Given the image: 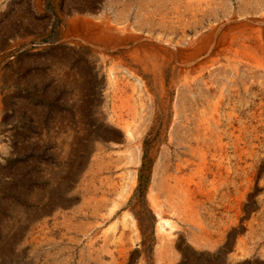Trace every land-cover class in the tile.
<instances>
[{"label":"rangeland","instance_id":"374dc122","mask_svg":"<svg viewBox=\"0 0 264 264\" xmlns=\"http://www.w3.org/2000/svg\"><path fill=\"white\" fill-rule=\"evenodd\" d=\"M139 3L0 0V264H264V0H156L151 19ZM77 17L120 47L72 30ZM211 34L195 71L204 55L147 57L166 64L157 83L118 62ZM238 142L261 165L240 216ZM153 184L172 232L152 222Z\"/></svg>","mask_w":264,"mask_h":264},{"label":"bare ground","instance_id":"6f19581e","mask_svg":"<svg viewBox=\"0 0 264 264\" xmlns=\"http://www.w3.org/2000/svg\"><path fill=\"white\" fill-rule=\"evenodd\" d=\"M197 1V0H196ZM150 2V1H149ZM131 3V2H130ZM112 4V3H111ZM200 6V5H199ZM178 7V6H177ZM121 8V7H120ZM194 8V7H193ZM122 9V8H121ZM119 11V10H118ZM127 12V11H126ZM156 12V11H155ZM117 13V12H116ZM120 13V12H119ZM118 13V14H119ZM124 13V12H123ZM162 14V13H161ZM219 14V13H218ZM78 15V14H77ZM125 15V14H124ZM197 15V14H196ZM227 15V14H225ZM146 16V15H145ZM194 17V16H193ZM83 18V17H82ZM82 18H76L73 21H71V25H72V30L77 28H80L85 35L87 36V38L89 37L90 39H93L94 42H103L107 45V43L114 47V49H118L120 47V39H118V37H115L113 34H104V30L101 26L95 24V22H92V20L90 21L89 19H82ZM129 18V17H128ZM221 18V17H220ZM219 18V19H220ZM122 21V20H121ZM104 22V21H103ZM99 24V23H98ZM69 25V23H68ZM242 25V24H241ZM104 26V25H103ZM110 26V25H109ZM116 26V25H115ZM117 27V26H116ZM76 28V29H77ZM124 29V28H123ZM79 30V29H78ZM80 30V31H81ZM197 30V29H196ZM117 31V30H116ZM123 31V30H122ZM120 30V32H122ZM217 31V30H216ZM82 32V33H83ZM110 32V31H109ZM219 32V31H218ZM77 33V31H76ZM116 33V32H115ZM127 33V32H126ZM259 34V33H258ZM84 35V34H83ZM136 35V34H135ZM132 36V35H131ZM139 36V35H137ZM215 34H211L210 36H207L205 38H201L199 40V43L196 45L195 49H178L177 45L174 44H169L168 46H166L165 44H161V45H149L148 47L144 48L143 50H141L142 52L139 53V55H137V57H131L132 54L129 56L126 55H120V57H118V62L120 63V65H122L127 71L130 72V74L132 73L133 75H136L137 77H139L141 79L142 82L145 83V85H149L151 83V80H155V82L157 83V79L156 78V73L157 71H160V69L164 66L166 67L165 62H156L153 61V68L149 65L148 61L146 60L147 57L149 58H156V59H165L167 55L170 56V61H173L176 59L177 56L182 55L184 60H186L187 58L188 60V64H192V62L196 59L201 58V56L204 55V57L206 59L201 60V61H197L195 64H192V70L195 71L196 70V66H200L202 64H206V62L208 61V59L210 58L209 56L212 55L211 51L213 50V42L215 39ZM125 38V37H124ZM127 38V37H126ZM134 39V38H133ZM146 39V38H145ZM199 39V38H198ZM261 39V38H260ZM126 40V39H124ZM124 40H122V43L124 42ZM138 40V39H137ZM227 40V39H226ZM139 41V40H138ZM224 41V40H223ZM194 42V41H193ZM228 43V42H227ZM220 45V44H219ZM215 47V46H214ZM127 48V47H126ZM172 48V49H171ZM228 48V47H227ZM106 49V48H105ZM224 50V49H223ZM248 50V49H246ZM121 52V51H120ZM128 52V51H127ZM217 52V51H216ZM253 53V52H252ZM103 53H101L102 55ZM105 54V53H104ZM243 54V53H241ZM246 54V53H244ZM166 55V56H165ZM134 56V55H133ZM249 56V55H248ZM260 57V56H259ZM172 59V60H171ZM65 68V67H64ZM163 69V68H162ZM101 72V71H100ZM106 74V73H105ZM112 74V73H111ZM160 74V72H159ZM162 74V72H161ZM64 75V74H63ZM101 75V74H99ZM116 75V74H115ZM129 75V74H128ZM62 77V76H61ZM113 77V76H112ZM117 77V76H116ZM162 77V76H161ZM115 78V77H114ZM134 78V77H132ZM112 80V79H111ZM163 84V83H162ZM161 84V85H162ZM113 85V84H112ZM144 85V84H143ZM144 85V86H145ZM109 87V86H108ZM112 87V86H111ZM157 87V86H156ZM111 89V88H110ZM124 89V88H123ZM107 90V89H106ZM108 91V90H107ZM114 91V90H113ZM120 93V91H118ZM117 93V92H116ZM166 93V92H165ZM110 95V94H109ZM119 97V96H118ZM165 97V96H164ZM167 98V97H166ZM110 100H112L110 98ZM221 103V102H220ZM117 110V108H116ZM115 111V110H114ZM107 112V111H106ZM220 112V111H219ZM118 113V112H116ZM108 114V113H107ZM239 117V116H238ZM114 119V118H113ZM119 120V119H118ZM126 120V118H125ZM215 120V119H214ZM116 122V121H115ZM59 123V121H58ZM113 123V122H112ZM118 124V123H117ZM116 124V125H117ZM233 124V123H232ZM259 124V123H258ZM112 125V124H111ZM115 125V126H116ZM253 126V125H251ZM124 130V132L128 135H131V127L129 124H123V126H121ZM227 127V126H226ZM257 127V126H256ZM252 128V127H251ZM120 129V128H117ZM219 129V128H218ZM200 131V130H199ZM121 132V131H120ZM261 132V131H260ZM59 133V132H58ZM201 134V133H200ZM232 134V133H231ZM237 135V134H236ZM230 136V135H229ZM239 136V135H238ZM207 137V135H206ZM248 137V136H247ZM255 137V136H254ZM69 138V137H68ZM73 138V137H72ZM125 138V137H124ZM240 138V137H239ZM110 139V138H109ZM220 139V138H219ZM253 140V139H251ZM250 140V141H251ZM62 141V140H61ZM60 141V142H61ZM107 142V141H106ZM225 142V141H224ZM237 142V141H236ZM241 142V141H240ZM234 143L232 145H234V149H235V154L237 156V159L239 160V162L237 163V166L239 167L238 170L240 171V178H242L243 183L240 181V188L244 190L241 191L240 197L237 200V203L235 205V208L238 210L239 212V216L241 215V211L243 210V208L246 207V204L251 200L252 197V187L254 186L255 180L258 177L260 170H261V165H259V160L257 159V155L255 154L254 149L250 150L249 156L248 158L245 157L246 154L242 148V143ZM261 143V142H260ZM231 144V143H230ZM251 144V143H250ZM254 144V143H253ZM69 145V144H68ZM144 145V144H143ZM65 146V145H64ZM67 146V144H66ZM222 146V145H221ZM254 146V145H253ZM252 146V147H253ZM257 146V145H256ZM248 149V148H247ZM204 151V150H203ZM205 152V151H204ZM196 153V152H195ZM259 154V153H258ZM232 155V154H231ZM208 156V155H207ZM223 156V155H222ZM233 156V155H232ZM235 156V157H236ZM221 157V156H220ZM188 159V158H187ZM216 160V158H215ZM224 161V160H223ZM251 161V162H249ZM209 162V161H208ZM218 162V161H217ZM263 162V161H262ZM232 164H234L232 162ZM179 166V165H178ZM234 166V165H233ZM101 167V166H100ZM224 167V166H223ZM236 169V168H235ZM187 172V171H186ZM236 172V171H235ZM264 172V171H263ZM189 175V174H188ZM195 176V175H194ZM237 176V175H236ZM210 177V176H209ZM215 177V176H214ZM182 178V177H181ZM172 179V178H171ZM180 179V178H179ZM184 179V178H183ZM177 180V179H176ZM201 180V179H200ZM227 180V179H226ZM258 180V179H257ZM181 181V180H180ZM195 181V180H194ZM234 181V180H233ZM188 182V181H187ZM194 183V182H193ZM236 183V182H235ZM232 184V183H231ZM246 186V188L244 187V185ZM171 185V184H170ZM198 185V183H197ZM93 186V184H92ZM174 186V185H173ZM185 186V185H184ZM106 187V186H105ZM161 187V186H160ZM197 187V186H196ZM234 188L235 185L233 186ZM96 188V187H95ZM99 188V187H98ZM188 189V188H187ZM199 189V188H198ZM239 188H237L238 190ZM98 190V189H97ZM97 190L95 192H97ZM194 190V189H192ZM236 190V189H235ZM165 191V190H164ZM200 191V190H199ZM104 192V191H103ZM191 192V191H190ZM201 192V191H200ZM200 192L198 194H200ZM239 192V191H238ZM237 193V192H236ZM202 194V193H201ZM225 194V193H224ZM228 194V193H227ZM104 195V194H103ZM193 195V194H192ZM174 196V195H173ZM222 196V195H221ZM225 196V195H223ZM228 196V195H227ZM105 197V196H103ZM102 197V199H103ZM166 197V196H165ZM148 202L151 205L150 207H152V215H151V219L152 222H155L156 225L161 228L162 230H167L169 232H172L173 228H174V224L169 220L166 219L165 217V210L163 207V204L161 202L162 198L160 196V189L157 187V185L153 184L148 192ZM171 198V197H170ZM190 198V197H188ZM196 198V197H195ZM228 198V197H227ZM108 199V198H107ZM184 199V198H183ZM231 199V197H230ZM171 200L173 201L174 199L171 198ZM191 200V199H190ZM195 200V199H194ZM182 201V200H181ZM186 201V198H185ZM147 202V201H146ZM200 202V201H199ZM164 203V202H163ZM191 204V203H190ZM193 204V203H192ZM226 204V203H225ZM228 204V203H227ZM255 204V203H254ZM258 204V203H257ZM195 205V204H194ZM223 207V206H222ZM234 207V206H233ZM224 208V207H223ZM190 205L189 203L187 204V202L185 203V215H186V221L188 223H192L194 228L197 229H202L201 225L199 223L196 222L195 220V216L193 214V211H191ZM228 210V209H227ZM231 210V209H230ZM255 210V209H254ZM257 210V209H256ZM128 212V211H127ZM64 213V212H63ZM263 213V212H262ZM142 214V213H141ZM168 214V213H167ZM173 214V213H172ZM130 215V214H129ZM128 214H126V216H129ZM258 215V214H257ZM214 216V215H213ZM229 216V215H228ZM130 217V216H129ZM200 217V216H199ZM103 218V217H102ZM123 218V217H122ZM229 218V217H228ZM236 218V217H235ZM241 218V217H239ZM139 219V218H138ZM146 219V218H145ZM150 219V218H149ZM214 219V218H213ZM250 220V219H249ZM123 221V220H122ZM219 221V220H218ZM251 221V220H250ZM184 222V221H183ZM239 222V220H238ZM255 222V221H253ZM137 223V222H136ZM203 223V222H202ZM206 223V222H205ZM67 224V223H66ZM125 224V222H124ZM64 225V224H63ZM139 225V224H138ZM204 225V224H203ZM220 225V224H219ZM251 225V223L249 224ZM112 226V225H111ZM127 226V225H126ZM205 226V225H204ZM224 226V225H223ZM136 227V226H135ZM180 227V226H179ZM183 229V228H182ZM190 229V228H189ZM239 229V228H238ZM252 229V228H251ZM110 230V229H109ZM176 230V229H174ZM141 232V231H140ZM165 232V231H164ZM203 232V231H202ZM211 233V232H210ZM221 233V232H220ZM224 233V232H223ZM234 233V232H233ZM181 235V234H180ZM196 235V234H195ZM227 235V234H226ZM202 237V236H201ZM212 237V236H211ZM218 237V236H217ZM216 237V240H218ZM235 237V236H234ZM147 238V237H146ZM166 238V237H165ZM169 238V237H168ZM184 238V237H183ZM204 238V237H203ZM219 238V237H218ZM244 238V237H243ZM247 238V237H246ZM253 238V236H252ZM251 238V239H252ZM178 239V238H176ZM221 239V238H219ZM208 241V240H207ZM215 241V239H214ZM226 241V240H223ZM241 241V240H240ZM167 242V241H166ZM169 242V241H168ZM221 242V241H220ZM234 242V241H233ZM179 243V242H178ZM222 243V242H221ZM241 243V242H240ZM239 243V244H240ZM123 244V243H122ZM118 245V244H117ZM176 245V244H175ZM179 245V244H178ZM192 246H194L193 244H191ZM224 246V244H222ZM121 246V245H120ZM159 246V245H158ZM167 246V245H166ZM165 246V247H166ZM191 246V247H192ZM215 246V244L213 245ZM243 246V245H242ZM237 247V246H236ZM241 247V246H240ZM106 248V247H105ZM118 248V247H117ZM122 248V247H121ZM243 248H247V247H243ZM239 249V253H236L235 256H244L245 254V250ZM107 249V248H106ZM123 249V248H122ZM180 249V248H179ZM216 249V248H215ZM115 250V249H114ZM119 250V248H118ZM167 250V249H166ZM192 250V249H191ZM214 250V249H213ZM112 251V250H111ZM164 251V250H163ZM169 251V250H168ZM233 251V250H232ZM247 251V250H246ZM177 252V251H176ZM224 252V251H223ZM109 253V250H108ZM117 253V252H116ZM181 253V252H180ZM195 253V252H194ZM218 253V252H217ZM216 253V254H217ZM111 254V253H110ZM129 254V253H128ZM164 254V253H163ZM166 254V253H165ZM172 254V253H171ZM124 255V254H123ZM121 255V256H123ZM127 255V254H126ZM173 255V254H172ZM196 256V255H195ZM221 256V255H220ZM224 256V255H223ZM169 257V256H168ZM176 256H174L175 258ZM234 257V255L232 256ZM173 258V259H174ZM223 258V257H222ZM221 258V259H222ZM94 259V258H93ZM130 260V259H129ZM172 260V259H171ZM197 260V259H196ZM195 260V261H196ZM220 260V259H219ZM224 260V259H223ZM111 261V260H110ZM222 261V260H221ZM98 262V261H97ZM120 262V261H119ZM219 262V261H218ZM237 262V261H236ZM247 262V260H246ZM99 263V262H98ZM106 263V262H105ZM116 262L113 261L112 264H115ZM238 263V262H237ZM120 264V263H119ZM159 264V262H158ZM196 264V263H195Z\"/></svg>","mask_w":264,"mask_h":264},{"label":"crops","instance_id":"0c3cea01","mask_svg":"<svg viewBox=\"0 0 264 264\" xmlns=\"http://www.w3.org/2000/svg\"><path fill=\"white\" fill-rule=\"evenodd\" d=\"M140 1V0H138ZM150 1V2H149ZM156 0H142L143 5H141L139 3V9L138 12L143 8L145 10V14H144V18L146 19H151L152 13H151V4H153V2L155 3ZM135 2H137V0H135ZM132 5V3H131ZM138 4H135V6ZM146 15V16H145Z\"/></svg>","mask_w":264,"mask_h":264}]
</instances>
